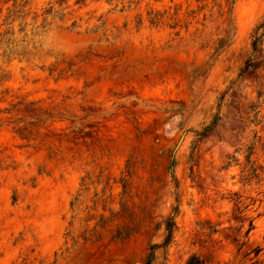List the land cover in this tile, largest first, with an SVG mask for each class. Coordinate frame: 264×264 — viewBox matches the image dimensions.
<instances>
[{"label": "rangeland", "instance_id": "rangeland-1", "mask_svg": "<svg viewBox=\"0 0 264 264\" xmlns=\"http://www.w3.org/2000/svg\"><path fill=\"white\" fill-rule=\"evenodd\" d=\"M262 19L0 0V264H264V66L237 79Z\"/></svg>", "mask_w": 264, "mask_h": 264}, {"label": "trees", "instance_id": "trees-1", "mask_svg": "<svg viewBox=\"0 0 264 264\" xmlns=\"http://www.w3.org/2000/svg\"><path fill=\"white\" fill-rule=\"evenodd\" d=\"M228 1V0H227ZM225 44V41L222 39L219 41L216 46V51L221 49ZM250 53L246 58L243 66L240 68L238 72L237 79L245 77L247 75H257V70L260 67L264 66V19L260 20L253 28L251 33V43H250ZM219 120V113L215 116L211 124L206 126L202 132L198 133L200 136L206 135L209 131L212 130L213 127L217 124ZM174 228L173 218H170L167 221L166 229H167V237L165 240V244H168L171 241L172 234ZM158 245H152L150 250L151 252L148 254L145 264H152L155 257V249ZM189 264H202L201 261L196 257H192L189 261Z\"/></svg>", "mask_w": 264, "mask_h": 264}]
</instances>
